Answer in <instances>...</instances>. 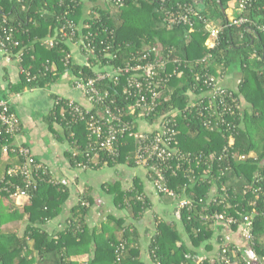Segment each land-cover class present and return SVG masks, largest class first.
I'll use <instances>...</instances> for the list:
<instances>
[{"label": "trees", "instance_id": "1", "mask_svg": "<svg viewBox=\"0 0 264 264\" xmlns=\"http://www.w3.org/2000/svg\"><path fill=\"white\" fill-rule=\"evenodd\" d=\"M166 1L168 6L187 3L197 9L200 16H193L195 21L193 30H190L186 24L168 27L163 20L161 4L153 0H124L122 6L96 7L95 10L100 15L99 19H102L101 22L114 30L115 48L110 51L118 54V57L113 59L111 53L103 54V56L96 55L90 58L93 65L87 66L74 59L65 65L63 50L68 51V48L64 42H59L52 48L42 43L49 34H54L55 29L58 30L56 36H59V30L66 18L74 19L80 26L86 22L93 24L98 20L92 13L82 23L78 22L83 16V0H0V23L3 19H7L8 25L15 29V35L22 41L24 50L22 67L30 72L28 75L26 71H23L22 81L15 89L19 91L49 86L57 82L65 72L76 77H90L95 71L107 68V64L119 65L131 58L134 52L144 51L146 47L159 46L162 49L161 55L166 56L170 53V57H178L183 65L187 63L188 66L185 67L182 77H175L167 85L161 98V106L150 116L142 119L147 124V127L142 129L152 131V128H148L149 125L158 126L161 120L172 118L173 113L180 109L175 117L177 129L180 130L178 139L181 150L197 154L200 152L208 155L213 152L220 154L228 145L229 135L232 132L235 142L230 150L237 155H247L245 159L230 160L231 167L222 177L219 176V169L225 168L226 160H216L214 169L210 173L205 165L194 167L195 173H189L187 169H184L187 166L177 168V162H173L174 168L165 167L164 171L167 172L168 185L180 196L190 197L197 202L203 198L208 206H211L216 193L223 194L221 188L225 186L231 195L232 203H243L247 185L253 183L256 174L264 176V143L258 147L253 136V132L258 129L264 131V30L258 27L264 24V0H255L239 14L248 17L257 25L253 23L241 26L227 25L229 18L226 10L231 0ZM211 20L226 27L220 34L219 44L209 49L205 46V40L209 34L206 21ZM97 25H100V22L94 24V28ZM82 29L86 30L84 26ZM51 60H55L57 68L51 65ZM235 69L241 72L242 77L238 88L232 87V90L235 91L239 102L241 97H245L247 102L253 104L252 114L245 112L243 116L241 108H235L232 115L226 116L230 125L219 123L211 129L204 124V118L196 111L184 113L187 105L196 102L201 93L202 83L199 79L201 75L205 73L217 75L219 72L227 73ZM29 76L31 80H28ZM122 80L118 85L104 82V88L110 89L108 103L113 99L115 105L125 106V117L135 123V130H137L140 127V117L137 113L132 115L129 111L130 101L126 100V95L123 93L124 84L122 83L125 79ZM95 110L97 107L93 109V112ZM46 118L52 123L57 120L61 124L64 136L77 149L76 156L73 155V151L68 154L72 164L76 165L84 160L89 141L86 123L84 121L69 122V118L61 114L60 106L55 107ZM243 119L248 123L246 131L240 126ZM117 145L118 154L111 156L106 152H100L97 165L107 163L114 166L121 162H129L135 166L136 139L125 133L120 136ZM251 150L258 151L259 156L256 159L249 156ZM2 155L3 152L0 149V159ZM256 170L258 171L255 174ZM48 178L50 175H46L44 180L39 181L38 188L31 192V203H27L24 208V212L29 213V224L24 235L2 230V225L8 220L6 213L10 210L11 204L6 206L1 202L0 264H78L71 260V254L90 250L92 242L97 244L96 253L87 264H114L115 246L121 239L127 240L128 250L121 264H142L138 247H132V245L129 247L128 244L129 240L138 241V233L135 231L130 233L131 226L126 228L121 239H117L116 236L108 239L103 234L90 232L86 225L92 202L90 197H83L72 209V214L66 219V226L63 229L55 233L43 229L41 227L43 224L61 214V206L66 201L69 191L66 184H54L49 182ZM18 182H22L21 178ZM260 183L264 188V181ZM142 190L139 181L131 189L120 190L116 197L117 204L125 207L128 200L136 213L145 210L150 204L148 199L141 195ZM0 194L8 201L11 199L10 193L1 188ZM216 207L220 208L219 205ZM197 213L195 212L196 219L189 220L187 212L184 211L183 221L187 235L196 244L195 246L207 241V247L210 249L211 246L213 249L218 246L217 241L213 240L212 230L207 229V223L203 224ZM118 224L122 225L121 221ZM158 229L159 233L157 231L158 234L153 236L150 246L153 260L157 258L161 264H181L185 261L196 264L192 261V257L186 256L189 248L182 241V234L178 228L167 222H161ZM263 230L264 216H259L255 229L257 236L260 237ZM28 238L34 240L37 256H34ZM258 250L261 255H264V243L259 242Z\"/></svg>", "mask_w": 264, "mask_h": 264}, {"label": "built area", "instance_id": "2", "mask_svg": "<svg viewBox=\"0 0 264 264\" xmlns=\"http://www.w3.org/2000/svg\"><path fill=\"white\" fill-rule=\"evenodd\" d=\"M113 1L119 6L124 5V0ZM153 1L161 4L163 20L168 27L186 24L190 30L194 29L193 16L200 15L192 4L168 6L166 0ZM235 1L242 12L255 0ZM93 14L98 20L93 24L86 22L82 26L74 19L66 18L59 30V36L46 38L42 43L52 48L59 42L71 41L85 54L86 62L84 64L87 66L93 65L90 58L96 55L103 56V54L111 53L113 59L117 58L118 54L110 51L115 48L114 30L109 29V26L101 22L99 13L95 11ZM99 22L100 25L94 28L93 25ZM253 23L257 25L248 17L237 15L229 18L227 25L241 26ZM83 26L86 28L85 31L82 29ZM225 27L226 25L219 24L217 21H206L209 33L205 40L207 48L212 49L219 44L220 34ZM258 27L264 30V24H260ZM0 48L6 53H17L20 61L23 60L22 41L15 35V29L8 25L7 19H3L0 23ZM161 50L159 46L146 47L144 51L134 52L131 58L119 65L107 64V68L95 71L90 77L75 76L74 87L85 94L93 108L61 95L55 97V107L60 106L63 117L69 118V122L84 121L89 130L86 158L78 164L82 167L96 165L100 159V152H106L111 156L117 155L120 136L128 133L137 142L136 164L149 169L150 177L160 193L178 200V217L183 220L184 211H186L188 219L191 220L195 218V212H198L201 222L207 223V229L212 230V238L217 241L218 246L210 248L207 251V256L188 255V258L192 257L196 264H264V255H261L258 250L259 242L264 243V230L260 237L255 232L258 217L264 216V188L260 183V181H264V176L256 174L253 183L247 185L244 190L246 196L243 203H232L229 191L223 186L221 188L223 194L216 193L211 206H208L203 198L197 202L190 197L180 196L168 185L167 172H164L165 167L174 168L173 162H177V168L187 166L184 169H187L189 173H195L194 167L202 165H205L210 173L214 169L216 160H226L225 168L219 169V176L222 177L231 167L230 160L245 159L247 156L237 155L230 150L235 142L233 133H230L229 143L220 154L185 152L179 147L178 133L180 130L177 129L175 117L180 109L173 113L172 118L161 120L152 131H144L141 127L135 130V123L126 119L125 106L115 105L113 99L108 103L110 89L104 88V82L108 81L118 85L124 78L123 93L126 95V100L130 101L128 106L130 113L132 115L137 113L141 120L154 113L161 106V98L167 85L175 77H182L185 67L188 66L187 63L183 65L180 58L170 57V53L166 56L161 55ZM63 52L65 53L64 63L68 65L74 58L70 51L64 49ZM99 62L102 64L101 60ZM108 62H110L109 59ZM24 71L26 70L24 69ZM26 73L30 75L29 71ZM31 79L29 76L28 80ZM199 79L202 83L200 85L201 93L196 102L187 105L184 113L196 111L204 118V124L211 129H214V125H219V123L230 125L226 116L232 115L235 108H241V104L232 87L224 84V72H219L217 75L205 73ZM95 107L97 110L93 112ZM140 119L139 121H141ZM20 130L21 123L17 112L8 100L1 99L0 149L4 154L18 157L19 162L11 165L0 177V188L10 193L12 198L24 197L29 201L31 192L38 188L39 181L44 180L49 173L47 168L33 155L31 148L16 139ZM77 153L78 151H74L73 155L76 156ZM95 157L98 158L97 161ZM19 178L22 182H18ZM48 179L54 184L64 183L58 182L52 177ZM200 205L202 206L200 207ZM217 205L220 208H217ZM126 254H128L127 240L121 239L115 246L114 264H121ZM152 264H161V261L156 258ZM181 264L191 263L185 261Z\"/></svg>", "mask_w": 264, "mask_h": 264}, {"label": "crops", "instance_id": "3", "mask_svg": "<svg viewBox=\"0 0 264 264\" xmlns=\"http://www.w3.org/2000/svg\"><path fill=\"white\" fill-rule=\"evenodd\" d=\"M116 5L113 0H83V16L78 22L82 23L84 19L91 16L96 11V7L113 8ZM240 12L236 1H229L226 10L228 18L237 16ZM57 32L58 30L55 29L54 34H49L46 38L55 37ZM64 44L72 53L75 61L83 64L86 62L85 54L76 45L71 41H65ZM22 61L18 58L17 53H6L0 48V98L8 100L19 116L21 130L16 139L31 148L33 155L47 168L50 177L58 182H64L69 189L68 197L61 206V214L41 227L50 233L63 229L66 226V219L72 214V209L86 196L92 200L86 220L90 232L95 231L98 235L103 234L108 239L114 236L121 239L126 228L131 226L130 233L137 232L138 241L131 242L129 240L128 244L129 247L131 245L138 247L142 264L153 263L150 246L153 236L157 231L159 233L158 226L161 222H167L178 228L182 234V241L189 248L186 256H207L209 250L207 242H201L200 245L195 246L196 244L189 239L184 221L178 217V200L162 194L156 189L147 167L138 164L134 166L129 162H121L114 166L107 163L93 164L89 167L72 164L68 154L77 151V149L64 136L61 124L57 120L52 123L46 117L55 109V97L58 95L74 99L89 108H93V105L80 89L74 87L75 76L69 72H65L57 82L49 86L16 91L15 88L22 81L24 71ZM50 62L53 67H58L55 60ZM241 77L242 74L237 69L224 73V84L238 88ZM240 104L243 116L245 112L253 113V104L247 102L245 97H241ZM247 125V121L243 119L240 124L241 129L246 131ZM149 126L148 128H154L153 124ZM140 127L146 128L147 124L142 120ZM263 135L264 131L260 129L253 132L258 147L264 143ZM249 156L256 159L259 156L258 151L251 150ZM95 160L97 161L98 158L95 157ZM18 162V157L3 153L0 159V177L6 169ZM137 181L143 189L141 195L146 197L150 204L148 208L138 213L134 211L128 200H126L125 207L116 202L117 193L120 190L131 189ZM1 202L6 206L11 204L10 210L6 213L8 220L2 225V230L20 236L24 235L29 224V213H25L24 208L27 203H31V198L27 201L24 197L17 199L11 197L8 201L0 194V204ZM119 221L122 225L118 224ZM28 243L34 251V256H37L34 240L28 238ZM96 245L95 242H92L90 250L71 254V260L78 264H87L91 257L95 256Z\"/></svg>", "mask_w": 264, "mask_h": 264}, {"label": "water", "instance_id": "4", "mask_svg": "<svg viewBox=\"0 0 264 264\" xmlns=\"http://www.w3.org/2000/svg\"><path fill=\"white\" fill-rule=\"evenodd\" d=\"M199 2H202V0H200Z\"/></svg>", "mask_w": 264, "mask_h": 264}]
</instances>
